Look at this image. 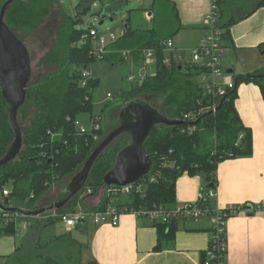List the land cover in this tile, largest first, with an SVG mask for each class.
Returning <instances> with one entry per match:
<instances>
[{
  "label": "trees",
  "instance_id": "obj_1",
  "mask_svg": "<svg viewBox=\"0 0 264 264\" xmlns=\"http://www.w3.org/2000/svg\"><path fill=\"white\" fill-rule=\"evenodd\" d=\"M6 1L0 0V8ZM47 1L58 4L63 13V23L56 33L58 49L56 52L48 53L44 58L45 65L56 66L58 72L46 76L35 85H28L26 98L35 106L36 113L30 126L26 130H21L20 153L14 161L0 168V203L7 200V207L26 211L40 209L37 208L38 202L53 185L76 174L95 148L97 141L93 139V135L100 140L104 134L102 122L98 131L85 135L78 134L74 125L78 116L83 113L88 112L91 119L97 115L92 114L91 104V94L97 82L89 78L84 86L81 84L82 71L89 70L92 63L100 61L90 54L92 50L90 40H81L82 35L88 34L91 27L84 26V17L89 14L94 0H80L74 13L70 14L63 10L59 0H16L6 7L4 23L14 34V30L33 31L47 15V10L43 6ZM99 1L102 4V10L98 13L100 18L101 15L111 18L118 5L128 2ZM211 1L216 5L214 29L221 31L222 46L224 41H228L229 30L233 24L264 7V0ZM140 11L150 13L151 26L146 29L134 28L129 24L128 15L126 19L129 23L121 28V34L114 42L107 44V53L102 58L112 65L129 59V63L136 70L143 64L144 53L147 50L153 52L152 66L156 73L140 84H130L128 90L121 93L123 104L140 99L165 118L180 122L184 114L194 113L213 103H216V113L214 115L206 113L204 118H200L191 134H182L180 130L183 126L178 125L154 127L144 144L151 158V169L138 181V184L143 185L142 190L118 198L113 203L109 202V197L104 196L96 207L89 210L92 212L104 211L110 204L131 211H151L160 205L172 207L177 205L175 182L179 177L184 174L187 176L203 174L207 183L213 184L210 189L215 190L217 184L215 173L220 162L252 155L251 132L240 121L234 102L237 86L248 82L258 84L264 98V75L236 77L235 86L227 90L225 95L210 97L195 81L201 73L199 68L190 63L177 61L171 54L167 53L168 56L165 54L163 42L173 39L181 29L176 4L172 0H151L149 7ZM165 58L169 59L167 66L163 64ZM151 98L156 99L160 109L149 103ZM54 134L59 136L52 137ZM13 139L14 132L9 123L8 105L0 96V159L6 154ZM128 143L118 149L110 151L105 149L93 164L80 193L71 199L67 207L57 212L59 214L73 212L80 197L86 198L97 193L99 189L105 190L107 186L103 184V177L112 168L118 151ZM162 157H166V160L172 163L171 166L163 167ZM88 189L91 191L90 194H86ZM4 190L8 191L7 196H3ZM66 196L64 193L60 199ZM13 216L14 212L0 210V238L16 236L17 223L22 217L12 219ZM179 220L181 219H170L166 223L148 220L157 232L154 252L162 251L174 240ZM57 222H60L59 219L48 216L35 223L39 224L38 227L45 228ZM53 241L55 242L51 249L60 252L54 253L51 250V254L40 256V264H83L80 261L81 245L70 235L56 237ZM39 248H42V245H39ZM62 252L64 254H61ZM204 258L203 251L199 262L202 263Z\"/></svg>",
  "mask_w": 264,
  "mask_h": 264
},
{
  "label": "crops",
  "instance_id": "obj_2",
  "mask_svg": "<svg viewBox=\"0 0 264 264\" xmlns=\"http://www.w3.org/2000/svg\"><path fill=\"white\" fill-rule=\"evenodd\" d=\"M144 1V9H147L151 0ZM172 1L176 4L181 23L180 31L172 40L175 49L182 52L185 60L183 52L202 45L208 34L203 18L209 11L210 0ZM143 13L145 21L150 22V13ZM188 37L192 39L191 42L183 40ZM263 47L264 7L230 27L228 41L223 43L221 65L225 71L231 70L234 78L264 75ZM133 72L136 73L134 69ZM234 108L243 126L251 132L252 155L227 159L217 165V195L209 201V206L240 208L236 216L226 221L225 264H264V213L255 209L256 205L264 203V98L259 85L254 82L239 84ZM208 185L203 174H184L175 182L176 203L197 201ZM50 194L57 195L54 192ZM104 196L103 189L92 196H82L74 210L89 211ZM34 219L21 218L22 221L17 223L16 236L0 238V264H29L33 258L36 260L35 257H39V261L40 256L34 254H51L53 240L65 234L81 245L80 261L83 264H199L210 233L208 218L197 222L179 220L174 240L162 251L154 252L156 229L147 219L135 218L130 214H124L116 227L95 226L87 221L74 227L77 236H72L73 230L66 229L58 236L45 235L46 239L42 237L46 227H38ZM24 247L28 252L26 257H23Z\"/></svg>",
  "mask_w": 264,
  "mask_h": 264
},
{
  "label": "built area",
  "instance_id": "obj_3",
  "mask_svg": "<svg viewBox=\"0 0 264 264\" xmlns=\"http://www.w3.org/2000/svg\"><path fill=\"white\" fill-rule=\"evenodd\" d=\"M216 15V5L210 0V6L208 14L203 20V25L206 27L208 34L204 37L202 45L194 47L190 50V63L201 70L198 75L200 79L199 85L204 90V92L210 97L217 98L225 95L226 91L232 89L235 86V78L228 74L221 65V54H222V41H221V31L219 29H214V21ZM121 31L119 32V35ZM118 35V36H119ZM118 36L110 35V40L106 42V39L98 34V32L90 27L88 29V34H83L81 37L82 41L90 40L92 50L91 55L95 57L96 60H102L105 53H107V44L114 42ZM163 47L165 53L171 54L177 61H182V52L178 51L174 47V42L172 39H168L163 42ZM153 52L147 50L144 53V59L142 67L139 72L144 71L153 62ZM164 65H169V59L165 58L163 61ZM83 82L82 86L85 85L87 79L92 78L89 70H83L81 73ZM143 77L139 80V84L142 82ZM129 81L133 80V76L128 78ZM110 97V95H107ZM214 115L216 113V103L211 104L205 108L198 109L194 113L184 114L182 116L181 122L186 125L180 130L182 134H191L195 128L194 122L202 118L205 114ZM91 124L88 129L83 127L77 120L74 125L77 127L78 134L85 135L86 133L96 132L101 127L100 116L96 115L92 119L90 118ZM59 136V134H54L52 137ZM93 139L97 140V136L93 135ZM166 157H162V166H171V162L166 160ZM151 181H153L151 179ZM143 188L142 184L138 182L123 186H109L105 189V197H109V202H114L118 198H123L131 194L132 192H139ZM91 191L88 189L86 194H90ZM8 191H3V196H7ZM216 191L211 189H206L203 194L199 196L197 201L193 203H183L177 204L172 207H164L162 205L155 207L151 211H131L127 208H118L115 204H110L106 207L104 211H81L74 210L71 213L59 214L54 210L51 216L52 218L59 219V221L64 224L66 229H72L77 224L82 222L91 223L92 225H110L116 227L121 217L124 214H130L135 218H146L150 222L160 221L162 223L168 222L170 219H181V220H191L194 222L199 221L202 218H208L210 222V233L208 238V244L204 250L205 258L204 261L199 264H225V256L227 253V231H226V221L227 219L234 217L238 214L239 207H226L211 208L208 202L211 199L216 198ZM256 211H261L264 213V203L255 206ZM6 214H4L5 216ZM18 216V217H17ZM23 218L18 213L12 219Z\"/></svg>",
  "mask_w": 264,
  "mask_h": 264
},
{
  "label": "rangeland",
  "instance_id": "obj_4",
  "mask_svg": "<svg viewBox=\"0 0 264 264\" xmlns=\"http://www.w3.org/2000/svg\"><path fill=\"white\" fill-rule=\"evenodd\" d=\"M16 1V0H14ZM13 1V2H14ZM23 1V0H21ZM28 1V0H24ZM128 2L123 5H118L115 11V14L109 18L105 19L100 18L98 13L102 10V4L99 0H94V3L91 6L89 14L84 17V26L93 27L98 34L103 36L106 39V42L110 40V35L118 36L121 28L128 24L137 29H146L151 26L149 21H145L144 13L140 11V9H144L145 1L144 0H127ZM61 6H63V10L67 13H74V9L80 0H59ZM44 8L47 10V15L43 18V20L37 24V27L30 32H24L20 30H14L15 36L23 43L25 48L27 49L30 56V68H31V76L29 80V84L35 85L38 81L42 80L48 75L57 74L58 68L56 66H46L44 63V58L48 53L56 52L57 47V37L56 33L58 28L62 25L63 13L60 6L56 3L47 1L43 4ZM1 9V8H0ZM70 12H68V11ZM208 14V12H207ZM206 14V15H207ZM129 15V22L126 19ZM205 15V16H206ZM150 16V15H149ZM204 16V18H205ZM203 18V20H204ZM171 17H169V21ZM103 22L100 25V22ZM128 22V23H127ZM83 27V26H82ZM175 25H173L174 29ZM181 33V32H180ZM184 41L191 42V38H183ZM168 56L167 53H165ZM184 63L190 61V50H186L183 52ZM129 57V56H128ZM128 61L117 63L112 65L107 60L95 61L89 67L91 71V77L97 82L95 88L91 94V104H92V114L99 115L101 117V122L103 126V136L100 140H98L95 144V147L115 128L119 125L118 115L120 112V108L123 105V99L121 93L128 90L130 84H138L141 77H143L142 81L148 77H152L154 73H156L155 69H153L152 64L154 65V61L151 62V65H148V68L144 71L137 73L138 69L134 70L133 66ZM151 67V68H150ZM138 70V71H137ZM133 76V80L129 81L128 78ZM196 83H199L200 79L197 77L195 79ZM126 94V93H125ZM110 95V97H107ZM145 100V99H144ZM149 103L153 106H156L160 109V105L156 102L155 98L149 99ZM36 113V108L32 104V102L28 101L26 98L25 103L20 107L18 111L17 120L21 130H26L31 123L34 115ZM77 121L86 129L90 127V114L88 112L83 113L78 116ZM129 142V138L126 135H121L117 139L111 142V144L107 147V151L113 150L114 148H120L123 144ZM81 169V168H80ZM73 176V175H72ZM69 177L65 181L53 185L49 191L41 198L40 202H38L37 208L48 206L52 203L49 202H57L62 199V195H64V191L66 186L68 185L70 179ZM51 192L56 193L57 195L53 196L50 194ZM63 193V194H62ZM54 198V200H53ZM53 202V203H54ZM67 207V206H66ZM56 209H52L42 214L41 217H37L34 219L35 221L43 220L52 214ZM43 218V219H41ZM35 223V222H34ZM66 227L61 222H57L55 225L51 227H46V232H42L43 239L48 237L58 236L59 232H64ZM72 236H77V230L72 228ZM46 235V236H45ZM35 249L33 248V251ZM38 250V249H37ZM28 252H26V248H23V257H26ZM45 253V252H44ZM34 254L39 255L41 254ZM28 257V256H27ZM33 258L32 262L29 264H40V259L38 261V257ZM9 264V263H7ZM12 264V263H11Z\"/></svg>",
  "mask_w": 264,
  "mask_h": 264
},
{
  "label": "water",
  "instance_id": "obj_5",
  "mask_svg": "<svg viewBox=\"0 0 264 264\" xmlns=\"http://www.w3.org/2000/svg\"><path fill=\"white\" fill-rule=\"evenodd\" d=\"M13 1L7 0L0 9V96L8 105L9 123L14 132L11 145L4 157L0 159V168L14 161L22 149V133L17 116L20 107L26 101L27 87L31 76L30 56L27 49L4 23L6 7ZM101 18L105 19L106 15H101ZM102 23L101 21L100 25ZM226 72L232 73L231 70ZM118 119V127L92 150L81 169L70 179L64 191L67 194L66 198L32 211L7 207L8 201L4 200L0 203V210L18 213L25 218H37L49 210L65 208L84 187L99 155L121 135H127L129 143L116 154L112 168L103 177V184L107 187H123L134 184L147 175L151 169V158L146 152L144 144L154 127L186 125L178 120L165 118L140 99L124 103L120 108ZM212 185L209 184L206 189L212 188Z\"/></svg>",
  "mask_w": 264,
  "mask_h": 264
},
{
  "label": "bare ground",
  "instance_id": "obj_6",
  "mask_svg": "<svg viewBox=\"0 0 264 264\" xmlns=\"http://www.w3.org/2000/svg\"><path fill=\"white\" fill-rule=\"evenodd\" d=\"M69 213H71V212H69Z\"/></svg>",
  "mask_w": 264,
  "mask_h": 264
}]
</instances>
